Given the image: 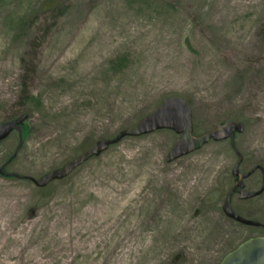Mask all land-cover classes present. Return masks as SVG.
<instances>
[{
  "label": "rangeland",
  "instance_id": "1",
  "mask_svg": "<svg viewBox=\"0 0 264 264\" xmlns=\"http://www.w3.org/2000/svg\"><path fill=\"white\" fill-rule=\"evenodd\" d=\"M201 134L242 121L234 148L264 165V0H0V264H219L260 228L222 202L236 155L210 140L174 161L170 129L126 136L62 179H38L133 128L167 96ZM26 176L28 178L22 177ZM259 181H247L246 186ZM264 220V192L230 200Z\"/></svg>",
  "mask_w": 264,
  "mask_h": 264
},
{
  "label": "water",
  "instance_id": "2",
  "mask_svg": "<svg viewBox=\"0 0 264 264\" xmlns=\"http://www.w3.org/2000/svg\"><path fill=\"white\" fill-rule=\"evenodd\" d=\"M27 118L26 113H22L11 121L0 123V141L6 138L12 131H17L19 144H22L21 124ZM159 129H170L179 135L171 145L166 161L171 162L188 153L201 148L210 140L222 141L229 139L230 145L234 147V134L240 133L244 129L242 121H225L199 135L193 132L192 112L188 103L178 95L165 97L159 106L151 113L141 117L133 128L120 130L113 138H104L96 141L87 151L73 158L63 166L50 170L40 178H30L38 187H44L51 181L62 179L69 175L76 167L84 163L93 156H97L105 151L110 145L117 143L126 136H140ZM16 153L12 154L1 166L0 174L7 177H21L16 173L5 172V166L12 160ZM238 160L232 168V175L238 176V180L227 192L222 210L230 219L249 226H260L264 228V221L247 219L236 213L230 204V197L236 188H240V198H250L260 194L264 190V177L260 188L255 192L243 191V178L248 173L239 171V164L242 155L237 151ZM264 172V169H262ZM28 178L26 176H22ZM219 264H264V237H253L240 243L232 251L228 252Z\"/></svg>",
  "mask_w": 264,
  "mask_h": 264
},
{
  "label": "flooded vegetation",
  "instance_id": "3",
  "mask_svg": "<svg viewBox=\"0 0 264 264\" xmlns=\"http://www.w3.org/2000/svg\"><path fill=\"white\" fill-rule=\"evenodd\" d=\"M231 150L235 153V155H236V152H237V150L234 148V147H232L231 146ZM236 160H238V157H237V155H236ZM234 166V165H233ZM233 168V167H232ZM232 168H231V171H230V174H231V180H232V183H231V186L229 187V189L233 186V184L238 180V176H236V177H234L233 175H232ZM262 169H264V165H262V164H260V163H252V162H250V161H248L245 157H243L242 156V159H241V162H240V164H239V171L241 172V173H248L249 172V174L245 177V178H243V191H245V192H255V191H257L259 188H260V186H261V184H262V180H263V177H264V172H263V170ZM259 181L260 182V185H259V188H257L255 185H253L252 184V186H250V187H248V186H246V184H247V181ZM229 189L227 190V192L229 191ZM239 190H240V188L238 187V188H236L234 191H233V193H232V195H231V198L233 197V195H237L239 198H240V192H239ZM227 192H226V194H227ZM264 192V190L260 193V194H258V195H256V196H253V197H250V198H245V199H242V198H240V199H242V200H249V199H255L256 197H258L259 195H261L262 193ZM231 198H230V200H231ZM230 219V218H229ZM233 221V220H232ZM264 221V220H263ZM238 223V222H237ZM241 224V223H240ZM243 225H245V224H243ZM246 226H249V225H246ZM251 227H256V228H260L261 229V231H258V233L257 234H255V235H253V236H251L252 238L253 237H264V228L263 227H260V226H251ZM250 238V237H249Z\"/></svg>",
  "mask_w": 264,
  "mask_h": 264
},
{
  "label": "bare ground",
  "instance_id": "4",
  "mask_svg": "<svg viewBox=\"0 0 264 264\" xmlns=\"http://www.w3.org/2000/svg\"><path fill=\"white\" fill-rule=\"evenodd\" d=\"M2 236H3V233H2L1 230H0V239H1ZM0 243H1V242H0ZM3 259H4V258H0V262H1V263H3Z\"/></svg>",
  "mask_w": 264,
  "mask_h": 264
},
{
  "label": "trees",
  "instance_id": "5",
  "mask_svg": "<svg viewBox=\"0 0 264 264\" xmlns=\"http://www.w3.org/2000/svg\"><path fill=\"white\" fill-rule=\"evenodd\" d=\"M24 131H26V128H23V127H22V133H23Z\"/></svg>",
  "mask_w": 264,
  "mask_h": 264
}]
</instances>
